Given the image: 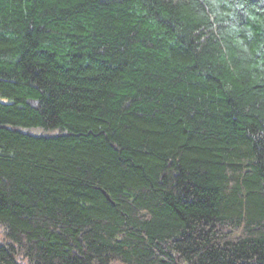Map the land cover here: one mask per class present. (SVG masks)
<instances>
[{"label": "trees", "instance_id": "16d2710c", "mask_svg": "<svg viewBox=\"0 0 264 264\" xmlns=\"http://www.w3.org/2000/svg\"><path fill=\"white\" fill-rule=\"evenodd\" d=\"M115 263L264 264V0H0V264Z\"/></svg>", "mask_w": 264, "mask_h": 264}, {"label": "water", "instance_id": "95a60500", "mask_svg": "<svg viewBox=\"0 0 264 264\" xmlns=\"http://www.w3.org/2000/svg\"><path fill=\"white\" fill-rule=\"evenodd\" d=\"M105 196L107 197V199H109V197L107 196V194H105Z\"/></svg>", "mask_w": 264, "mask_h": 264}, {"label": "rangeland", "instance_id": "374dc122", "mask_svg": "<svg viewBox=\"0 0 264 264\" xmlns=\"http://www.w3.org/2000/svg\"><path fill=\"white\" fill-rule=\"evenodd\" d=\"M115 264H119V263H115Z\"/></svg>", "mask_w": 264, "mask_h": 264}]
</instances>
